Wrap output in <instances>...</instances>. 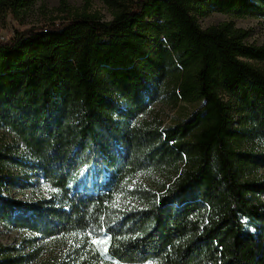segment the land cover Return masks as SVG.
<instances>
[{
	"label": "trees",
	"instance_id": "16d2710c",
	"mask_svg": "<svg viewBox=\"0 0 264 264\" xmlns=\"http://www.w3.org/2000/svg\"><path fill=\"white\" fill-rule=\"evenodd\" d=\"M37 1L0 0V18ZM105 1L110 21L61 0L57 19L0 42V127L59 198L7 197L13 178L0 170V223L45 239L105 235L118 264H264V149L247 147L264 146V70L251 63L264 45L232 22L197 19L264 20V0ZM66 46L82 51L55 62ZM167 92L200 106L171 127L138 122ZM148 171L170 179L118 206L125 181Z\"/></svg>",
	"mask_w": 264,
	"mask_h": 264
},
{
	"label": "rangeland",
	"instance_id": "374dc122",
	"mask_svg": "<svg viewBox=\"0 0 264 264\" xmlns=\"http://www.w3.org/2000/svg\"><path fill=\"white\" fill-rule=\"evenodd\" d=\"M61 0H38L27 12L18 16H8L6 21L0 18V42L15 36L17 30L26 27L44 26L57 19L58 7ZM72 11L88 10L100 13L102 18L110 21L113 18L112 10L105 0H68ZM200 26L207 29L224 22H232L235 27L248 30L249 44L264 45V20L252 17H232L222 13H212L205 17H197ZM59 21V20H58ZM82 51L80 46L57 47L54 61L57 62L63 53L76 60ZM251 63L264 70V61H251ZM200 106L182 101L176 102L170 92L155 102L147 113L138 117V122L151 121L167 128L187 119ZM247 147H254L258 151L264 149L259 143H249ZM0 150L13 159L0 161V170L7 177L13 178L8 195L24 201H39L43 199H59L58 192L53 190L42 177L31 174L27 162L31 161L29 153L20 138L5 127H0ZM264 176V169L261 171ZM86 170L82 172L85 178ZM170 179L167 172H139L127 179L124 190L115 200L118 206L133 207L141 201L140 195L144 191H158ZM28 182V183H27ZM7 187V189H8ZM6 190V188H5ZM96 241V243H93ZM107 236L94 237L91 233L74 232L71 234L42 238L27 230H18L0 223V262L7 259L24 258L19 264H77L83 259L96 260L100 264H118L113 262L104 252L108 249ZM149 264V263H147Z\"/></svg>",
	"mask_w": 264,
	"mask_h": 264
},
{
	"label": "snow or ice",
	"instance_id": "6c2138e0",
	"mask_svg": "<svg viewBox=\"0 0 264 264\" xmlns=\"http://www.w3.org/2000/svg\"><path fill=\"white\" fill-rule=\"evenodd\" d=\"M93 243H96V241H93ZM108 251V249L107 248H105L104 249V252H107Z\"/></svg>",
	"mask_w": 264,
	"mask_h": 264
},
{
	"label": "bare ground",
	"instance_id": "6f19581e",
	"mask_svg": "<svg viewBox=\"0 0 264 264\" xmlns=\"http://www.w3.org/2000/svg\"><path fill=\"white\" fill-rule=\"evenodd\" d=\"M7 189V188H6ZM5 193H6V196L9 194L7 191H5ZM8 193V194H7ZM10 196V195H9ZM8 197V196H7Z\"/></svg>",
	"mask_w": 264,
	"mask_h": 264
}]
</instances>
